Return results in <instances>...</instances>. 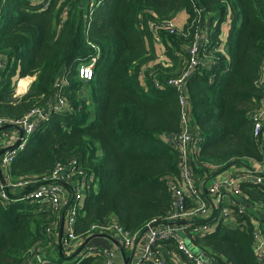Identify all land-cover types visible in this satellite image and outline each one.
Returning <instances> with one entry per match:
<instances>
[{
    "label": "trees",
    "instance_id": "trees-1",
    "mask_svg": "<svg viewBox=\"0 0 264 264\" xmlns=\"http://www.w3.org/2000/svg\"><path fill=\"white\" fill-rule=\"evenodd\" d=\"M180 12L187 15L185 24L180 28L174 22L171 32L164 23ZM203 23L211 25L213 42L203 49L206 57H216L215 63L185 82L193 119L205 139L199 160L203 166L261 161L264 153L253 136L250 112L264 97L255 84L264 61V0H0V60H6L0 116L23 117L59 95L66 102L10 166L2 167L4 176L31 178L42 186L48 183L44 177L63 165L99 179L98 192L92 189L82 200L71 248L61 243L69 196L58 208L42 209L33 199L13 200L14 189L8 190L12 201L0 195V264H26L31 251L46 256L48 247L60 245L62 252L52 257L60 264H102L99 250L73 254L99 233L93 225L118 223L134 235L170 213V184L179 179L180 169L168 139L180 131L181 109L177 90L164 83L188 69L190 47L203 39ZM96 54L94 78L86 82L79 78V66ZM27 75L36 78L15 97L17 80ZM197 172L211 174L205 168ZM243 190L249 202L264 206V188ZM244 220L241 227L219 224L211 234L186 240L210 255L213 264H259L253 222ZM49 226L59 236L49 235ZM155 249L165 258V246Z\"/></svg>",
    "mask_w": 264,
    "mask_h": 264
},
{
    "label": "built area",
    "instance_id": "built-area-1",
    "mask_svg": "<svg viewBox=\"0 0 264 264\" xmlns=\"http://www.w3.org/2000/svg\"><path fill=\"white\" fill-rule=\"evenodd\" d=\"M164 26L168 27L171 32L175 31L174 21H166ZM203 31L204 29L200 31L203 39L199 41L202 38L200 37L190 47L191 62L188 69L182 77L170 79L164 83L175 87L177 90L181 109L180 131L168 139V145L174 148L179 155L180 169L179 179L170 184L174 193L172 209L166 217L159 220L154 219L148 223L146 228L149 229L138 242L141 253L134 256L132 264H169L155 249L163 245L179 252L181 256L172 264H213L211 256L206 252H193L183 234L202 237L216 231L215 227L219 224L238 228L245 225L244 217L253 222V250L259 264H264V206L258 202H249V196L243 190L244 186L264 188V161L255 160L254 163L250 164V168L243 165H233L223 170L228 164L203 166L199 160V152L205 139L196 128L193 119V106L185 89V82L195 72L210 70L215 63L216 57H206L207 54L203 47L211 46L213 42L211 36ZM156 39L159 41L160 37ZM219 50L217 48L216 52ZM96 62L97 57H93L89 63H82L79 66V75L83 80L93 79ZM5 67L6 60H0V75ZM255 84L264 89V61L260 74L255 79ZM155 86L160 88L161 82L155 80ZM65 104L63 96L59 95L50 105L36 107L23 117L11 119L0 116V127L11 125L14 128L13 133L8 132L6 136H0L2 147L12 146L21 140L16 147L2 154L0 157L1 166L8 168L18 155L26 149L27 143L35 131L50 120L52 113L65 110ZM250 116L253 120V136L259 141L264 129V97L250 112ZM21 131L22 136H20ZM197 168L208 169L211 173L208 178L223 171L205 184L208 178L206 175L198 173ZM7 176H5V184L0 180V195L6 201H12L8 195L10 188L17 191V196L13 200L33 199L40 204L42 209L51 205L58 208L68 196L70 197L67 222L61 234V243L64 242L65 246L71 248L77 238L74 226L78 212L83 207L82 200L92 189L98 191V185L95 181L99 179L93 177V174L88 176L84 171L76 168L68 170L63 165H58L51 175L45 176L44 180L48 183L42 186H37L31 178L14 180L11 175ZM25 189L28 191L21 192ZM56 229L49 226L47 232L54 237L58 233ZM92 230L111 236L120 242L125 249L134 248L141 234L131 235L118 223L103 226L95 224L92 226ZM63 234H65L64 240ZM83 250L84 253L99 250L105 256L102 264H118L115 260L116 254L110 247H99L90 243ZM36 254L38 252L31 251L26 264H60L47 256L38 257L35 260ZM224 264H229V262H224Z\"/></svg>",
    "mask_w": 264,
    "mask_h": 264
},
{
    "label": "crops",
    "instance_id": "crops-1",
    "mask_svg": "<svg viewBox=\"0 0 264 264\" xmlns=\"http://www.w3.org/2000/svg\"><path fill=\"white\" fill-rule=\"evenodd\" d=\"M231 15H230V18H229V20H228V22H226L225 23V27H224V29H223V34L221 35V36H223V38H224V41L226 40L227 41V36H229V31H230V20H231ZM186 18H187V15H186V13L185 12H180L179 14H177V16L174 18V22L177 24V26L178 27H180V28H182L183 26H184V24H185V21H186ZM206 21L207 22H209L207 19H206ZM210 24H212V23H210ZM203 25H204V31L203 32H205L206 30L208 31L207 33L210 35V27H211V25L209 26V24H204L203 23ZM213 25V24H212ZM208 26V27H207ZM156 42H158L159 43V46L161 45L162 46V48L160 49V52L162 51V50H164V46L161 44L162 42H161V39L158 41L157 39H156ZM22 78H28L29 79V81H28V85H27V87L25 88V90L23 91V92H18L17 91V93H16V90H15V94H14V96L15 97H21L22 95H24L28 90H29V88H30V86H31V83L35 80V78H36V76L35 75H27V76H23V77H20L18 80H21ZM212 80V79H211ZM19 82V81H18ZM17 84V83H16ZM26 86V85H25ZM16 89V88H15ZM21 93V94H20ZM49 104H47L46 106H48ZM45 106V107H46ZM195 125H196V123H195ZM196 128H197V126H196ZM8 132H9V130H6V132L5 131H3V132H0L1 134L0 135H4V136H6V133L8 134ZM259 145H260V147H261V149H262V151H263V153H264V129H263V132H262V135L260 136V138H259ZM3 145H2V143L0 142V148H5V147H2ZM246 161V160H245ZM262 161H264V158H263V160ZM247 163H249V164H252V163H254L255 162V160L253 159V160H248V161H246ZM98 189H99V187H98ZM264 215V214H263ZM264 218V217H263ZM263 225H264V221H263ZM86 242V241H85ZM90 243H93V244H95V245H97V246H99V247H110L114 252H115V254H116V256H115V260H116V262L118 263V264H123V261H124V258H123V254H122V248L124 249V251L126 252V257H130V255H131V253H132V250H133V248L132 249H125L123 246H118L115 242H114V238H112V239H110V238H108V237H105V236H95V237H92V238H90V240H89V242L86 244V245H88V244H90ZM84 244V243H83ZM85 245V246H86ZM166 247V253H165V258L164 259H166L167 261H168V263L169 264H172V262L173 261H176L178 258H181V256H180V254H179V252H177V251H173V249L172 248H169V247H167L166 245H163L162 247ZM66 253V252H65ZM72 253V252H71ZM71 253H69V256H70V254ZM75 253H76V251L73 253L74 255H75ZM141 253V249H140V246H139V248L136 250V253H135V256H137V255H139ZM67 254V253H66ZM68 255V254H67ZM36 258H35V260H37L38 259V257H44V255H43V253H41V252H38V254H36V256H35Z\"/></svg>",
    "mask_w": 264,
    "mask_h": 264
},
{
    "label": "water",
    "instance_id": "water-1",
    "mask_svg": "<svg viewBox=\"0 0 264 264\" xmlns=\"http://www.w3.org/2000/svg\"><path fill=\"white\" fill-rule=\"evenodd\" d=\"M199 3H200L201 8H204V5L202 4V2H199ZM10 127H11V125H5V126H2V127H0V132H1L2 130L8 129V128H10ZM20 136H22V131L20 132ZM20 142H21V140H18L17 143L14 144V145H12V146L5 147V148H1V149H0V157L2 156V154H3L5 151H7V150H9V149H11V148L16 147ZM233 165H243V166H246V167H249V168L251 167L249 163H247L245 160L241 159V160H237V161H235V162H232V163L226 165V166L223 168V170H225V169H227V168H229V167H231V166H233ZM223 170H222V171H223ZM222 171H220V172L214 174L212 177L208 178V179L206 180L205 184H206L211 178H213L214 176L220 174ZM0 180H1L4 184L6 183V178H5V176H4V173H3V170H2V166H1V164H0ZM187 222H188V221H187ZM155 225H157V224H155ZM63 228H64V226H62V228H61V234H62V232H63ZM148 229H149L148 227H147V228H144V230L141 232V234H140V236H139V238H138V241H137V243L135 244V246H134V248H133V250H132V253H131L130 257H126V252H125L124 249L121 247L120 242H118L117 240L114 239V242H115L118 246H120V247L122 248L121 250H122V254H123V258H124L123 264H132V261H133V258H134V256H135L136 250L138 249V242H139V240L142 238V236L144 235V233H145ZM97 236H105V237H108V238L112 239L111 236L106 235V234H103V233H99V234H97ZM89 240H90V239L86 240V242H84V244H83V245H82V246L76 251L75 254H78V252H80V251L83 249V247L89 242Z\"/></svg>",
    "mask_w": 264,
    "mask_h": 264
},
{
    "label": "rangeland",
    "instance_id": "rangeland-1",
    "mask_svg": "<svg viewBox=\"0 0 264 264\" xmlns=\"http://www.w3.org/2000/svg\"><path fill=\"white\" fill-rule=\"evenodd\" d=\"M225 42H227L226 40L224 41V43ZM79 78L80 79H82L81 77H80V75H79ZM94 78V77H93ZM23 79V78H22ZM19 81V82H18ZM20 81L21 80H17V84H16V93H17V91H18V84L20 83ZM86 82H88L89 80H85ZM28 85V82H27V84H26V86ZM6 130H9V133H13L14 132V128L11 126L10 128H8V129H5V130H2L1 132H3V131H5L6 132ZM1 134V133H0ZM1 136V135H0ZM98 192V191H97ZM217 227V226H216ZM215 227V228H216ZM56 236H59V233H57L56 234ZM183 236H184V238L186 239L187 237H188V235L186 234V233H184L183 234ZM189 238V237H188ZM55 240V239H54ZM189 243V242H188ZM49 246V245H48ZM85 247V246H84ZM83 247V248H84ZM48 249L51 251L50 253H49V255H46L48 258H51L52 259V257H58L59 256V252H62V247H61V245L60 246H51V247H48ZM192 250H193V252H195V253H199L200 251L199 250H196V249H193L192 248ZM53 260V259H52Z\"/></svg>",
    "mask_w": 264,
    "mask_h": 264
},
{
    "label": "bare ground",
    "instance_id": "bare-ground-1",
    "mask_svg": "<svg viewBox=\"0 0 264 264\" xmlns=\"http://www.w3.org/2000/svg\"><path fill=\"white\" fill-rule=\"evenodd\" d=\"M29 81L28 78L21 79L20 83L18 84V92H23L27 86V82ZM21 94V93H20Z\"/></svg>",
    "mask_w": 264,
    "mask_h": 264
},
{
    "label": "clouds",
    "instance_id": "clouds-1",
    "mask_svg": "<svg viewBox=\"0 0 264 264\" xmlns=\"http://www.w3.org/2000/svg\"><path fill=\"white\" fill-rule=\"evenodd\" d=\"M93 57H97V61H98V54H96V55H93L91 58H90V60L88 61V62H86V63H89L91 60H92V58ZM97 63V62H96ZM96 66V65H95ZM94 73H95V69H94Z\"/></svg>",
    "mask_w": 264,
    "mask_h": 264
}]
</instances>
